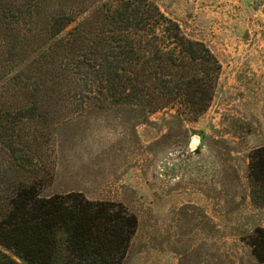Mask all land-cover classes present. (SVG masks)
Wrapping results in <instances>:
<instances>
[{
  "label": "rangeland",
  "instance_id": "rangeland-1",
  "mask_svg": "<svg viewBox=\"0 0 264 264\" xmlns=\"http://www.w3.org/2000/svg\"><path fill=\"white\" fill-rule=\"evenodd\" d=\"M151 1L220 65L213 99L197 117L60 102L58 88L39 86L37 96L6 89L10 74L35 71L25 57L8 62L18 41L0 27V218L21 187L33 185L40 197L81 193L137 217L123 264H264L249 246L264 228V207L252 203L248 176L250 152L264 146V0Z\"/></svg>",
  "mask_w": 264,
  "mask_h": 264
},
{
  "label": "trees",
  "instance_id": "trees-1",
  "mask_svg": "<svg viewBox=\"0 0 264 264\" xmlns=\"http://www.w3.org/2000/svg\"><path fill=\"white\" fill-rule=\"evenodd\" d=\"M2 26L18 41L8 62L25 57L35 71L10 74L1 82L6 89L20 86L37 96L39 86L58 88L60 102L134 103L189 117L213 99L216 58L151 0H0ZM29 36L40 42H22ZM5 70L0 66L1 80ZM248 176L252 203L264 207V146L250 152ZM8 205L0 218V264H123L138 227L121 203L81 193L40 197L31 185L17 189ZM249 246L264 263V228L254 230Z\"/></svg>",
  "mask_w": 264,
  "mask_h": 264
}]
</instances>
